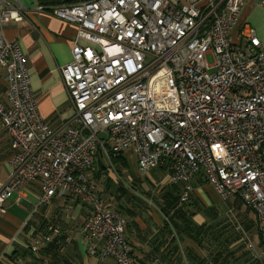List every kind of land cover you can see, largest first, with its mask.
<instances>
[{
  "label": "built area",
  "instance_id": "obj_1",
  "mask_svg": "<svg viewBox=\"0 0 264 264\" xmlns=\"http://www.w3.org/2000/svg\"><path fill=\"white\" fill-rule=\"evenodd\" d=\"M244 1L88 0L52 9L77 29L72 61L59 69L73 113L56 130L39 113L21 46L2 34L24 12L0 5L8 101L0 103V124L12 151L0 210L35 181L40 203L71 194L92 206L82 227L88 254L136 264L124 220L88 180L97 155L109 169L131 153L140 176L168 169L169 183L181 186L180 205L199 179L222 201L251 210L260 251L234 227L252 261L264 264V46L241 22Z\"/></svg>",
  "mask_w": 264,
  "mask_h": 264
},
{
  "label": "crops",
  "instance_id": "obj_2",
  "mask_svg": "<svg viewBox=\"0 0 264 264\" xmlns=\"http://www.w3.org/2000/svg\"><path fill=\"white\" fill-rule=\"evenodd\" d=\"M84 1L88 0H0V5L24 12L21 22L4 23L2 34L5 40L15 41L21 46L39 113L53 130L62 128L73 113L59 69L72 61L71 47L77 29L54 16L52 9ZM241 22L256 32L264 46V0H245ZM79 44L83 42L79 41ZM4 77L5 72L0 68V103L7 107ZM11 155L9 137L0 124V188L9 179L11 168L8 160ZM112 165L118 166L116 173L120 179L116 183L105 176L107 166L100 155L94 161L88 180L103 198L107 209L124 220V234L136 264H212L214 254L206 244L215 230L216 221L221 223V218L216 217L213 211L215 204L222 200L211 186L199 179L194 180L190 201L180 205L181 186L169 183V171L165 166L155 167L145 176H140L131 153L117 157ZM100 188L111 191L102 194ZM141 195H147L153 205L151 201L140 198ZM40 196V183L35 181L22 187L4 203L0 210V264H14L10 261L12 256L17 264H34L36 257L42 261L41 264H54L58 260L53 256L60 259L58 264H115L112 258L100 262L87 252L82 227L92 213V206L71 194L65 197L55 195L47 203H40ZM177 209L184 213L178 214ZM220 223L217 230L227 225ZM205 226L206 232L200 236L206 244L203 241L200 248L182 232L180 237L175 235L174 227H182L193 234ZM231 235L223 241L230 242L232 238L234 242H227V247L237 249L238 264H247L239 251L244 243L237 233ZM248 238L252 242L250 235ZM50 243L55 247V253L50 252L46 257L40 255V249ZM255 247L260 251V245ZM32 248L37 252L32 253Z\"/></svg>",
  "mask_w": 264,
  "mask_h": 264
},
{
  "label": "trees",
  "instance_id": "obj_3",
  "mask_svg": "<svg viewBox=\"0 0 264 264\" xmlns=\"http://www.w3.org/2000/svg\"><path fill=\"white\" fill-rule=\"evenodd\" d=\"M40 2H41V0H40ZM115 159H117V158H115ZM115 159H113V161H115ZM181 208L183 209V207H181ZM183 210H185V209H183ZM176 212H178V214H183L184 213L181 209H177ZM217 224H219V223H217ZM174 228L176 229V234L175 235L177 237H180L179 235L183 233L186 236L190 237L193 240V242L199 248L201 247V244H203V241H204V245L206 244L205 240L201 241L202 237L200 236V234H205L206 226L203 229H202V227H199L198 230H196L195 233H193V234L191 232L185 230V229H182V227H180V229L177 228V227H174ZM216 228L218 229V227H215V230H214L213 234H211L209 236L208 243L206 244L207 247L210 250H212L211 253L214 254V257L211 260L212 264H238L237 263V260H238V255H237L238 251H237V249L236 250H233V248L229 249L227 247V245H226V243L229 242V241H223V239L227 240L228 236L230 237V234L235 235L236 233L235 232H231L230 229H229V226L220 227L219 230H217ZM198 238H200V239H198ZM230 242L233 243L234 240L231 238ZM53 248H55V247H53V245L50 243L47 247L40 249V255L42 254L43 256L46 257V255L47 256L50 255V252H54L55 253L56 250L53 249ZM239 251H240V256L245 259V263L248 262L249 264H258L257 262L250 261V257L247 255L248 252L242 251V250H239ZM247 256L249 258H247ZM57 257L58 256H53L54 260L55 259L58 260L54 264H58L59 261H60V259H57ZM34 259H35L34 264H41L42 261L39 258L36 257ZM10 261H12L14 264H17L16 263V258H14L13 256L10 257ZM199 263H200V261H199Z\"/></svg>",
  "mask_w": 264,
  "mask_h": 264
},
{
  "label": "rangeland",
  "instance_id": "obj_4",
  "mask_svg": "<svg viewBox=\"0 0 264 264\" xmlns=\"http://www.w3.org/2000/svg\"><path fill=\"white\" fill-rule=\"evenodd\" d=\"M207 60L209 63H212V57L210 55L207 57ZM117 169H118V166L113 165V168L109 167V169H107V174L105 175V176H108L110 179H112L114 183L118 181V178L115 174V171H117ZM123 186L128 187L130 185L123 184ZM133 186L137 187L136 185H133ZM100 189L102 190V194H105V193L109 194V192L111 191V190H106L104 188H100ZM144 196L141 195L140 198H145L147 202L151 201L150 203L153 205L152 200H150V198H148L147 195H144ZM214 207H215V210L213 209L214 215L216 217L221 218V223L216 221L217 223H220V225L222 223L227 224L225 226H229V229L231 232H236L235 227H234L236 223L241 225L243 230L247 233V235H250L251 240L255 244V246L259 247L260 243H259V235H258V230H257L256 216L253 214L251 210H249L248 208H244L240 204L239 201L233 200V199L230 201H220L216 203ZM220 218L218 219V221H220ZM214 227H218V226L214 225ZM241 246L242 248H240V250L248 252L247 249H244V245H241ZM247 255L249 256V253Z\"/></svg>",
  "mask_w": 264,
  "mask_h": 264
}]
</instances>
